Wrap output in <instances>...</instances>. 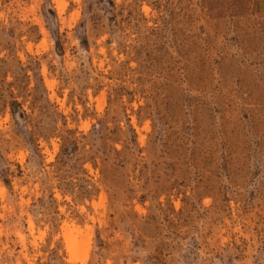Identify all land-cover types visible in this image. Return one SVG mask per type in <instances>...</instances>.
I'll return each instance as SVG.
<instances>
[{
  "label": "rangeland",
  "instance_id": "374dc122",
  "mask_svg": "<svg viewBox=\"0 0 264 264\" xmlns=\"http://www.w3.org/2000/svg\"><path fill=\"white\" fill-rule=\"evenodd\" d=\"M0 264H264V0H0Z\"/></svg>",
  "mask_w": 264,
  "mask_h": 264
},
{
  "label": "bare ground",
  "instance_id": "6f19581e",
  "mask_svg": "<svg viewBox=\"0 0 264 264\" xmlns=\"http://www.w3.org/2000/svg\"><path fill=\"white\" fill-rule=\"evenodd\" d=\"M64 230H65V232H66V235H69V236H71V234L73 233H71V231H74L72 228H71V226H69V225H67L66 224V226L64 227ZM75 232V231H74ZM78 232H79V229H78ZM81 233V232H80ZM68 237V236H67ZM71 238H73V237H71ZM70 240V242L69 243H72L73 241H71L72 239H69ZM70 246V245H69Z\"/></svg>",
  "mask_w": 264,
  "mask_h": 264
}]
</instances>
